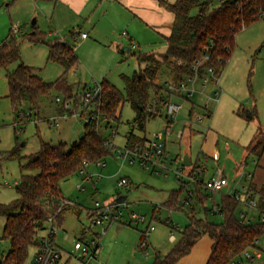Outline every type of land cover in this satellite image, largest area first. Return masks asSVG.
<instances>
[{
    "label": "rangeland",
    "instance_id": "obj_1",
    "mask_svg": "<svg viewBox=\"0 0 264 264\" xmlns=\"http://www.w3.org/2000/svg\"><path fill=\"white\" fill-rule=\"evenodd\" d=\"M9 1L0 0V39L8 34L15 23L26 26L31 33L32 20L39 16V27L47 34L57 33V36L64 37L75 47L79 62L67 73L73 96L69 97L63 90L54 88L48 95L39 96L38 107L25 101L15 108L7 96L9 86L6 71L0 69V151L16 148L23 157L0 159V203H9L18 197L21 167L28 162L26 156L40 149L42 140L53 144L60 141L70 144L83 135L90 111L89 108L84 112L82 108L84 85L94 87L107 79L124 90L122 75H132L139 69V54L151 52L158 55L167 48L166 41L152 26L136 19L111 29L110 41L97 36L89 26L75 40L70 32L71 27L54 30L50 18L41 7H36L38 15L31 16L26 0L13 1L8 6ZM127 30L132 34V39L122 35ZM57 36L50 37V40ZM133 42L137 43L135 49L122 51L124 46L131 47ZM21 55L22 61L35 67L45 81L56 80L64 71L59 63L48 59L45 43L25 40L21 45ZM17 64L13 63L11 68ZM158 82L166 86L176 80L172 72L163 67ZM187 83L192 88L194 85L192 96L170 95L169 100L182 103L181 111L172 121H167V105L163 104L161 114L148 119L144 130L138 126L132 127L136 111L128 101L120 109L119 122L108 123L103 116L95 121L100 134L109 141L110 153L102 160L104 165L87 162L83 169L60 183L63 195L73 204L66 208L61 222L58 219L54 221L56 241L63 247L58 263L65 262L70 253L68 264H83L84 258L78 255L74 243L85 231L88 238L97 236L96 233L102 235L101 252L92 264H152L157 254L164 255L174 244L170 240L172 232L178 239L180 232L190 222V205L181 209L169 208L165 204L169 193L179 189L182 181H186L185 177L176 175L175 167H182L185 173H189L196 164H205L209 174L222 167L226 174L231 175L246 167L250 171L256 169L252 161L254 154L249 146L256 139H264V18L260 17L237 33L236 46L219 77L208 74L205 80L197 78L194 84L191 80ZM156 96L151 91V104ZM57 97L61 101H56ZM65 102L70 103V108L65 106ZM91 104L97 109L96 99ZM20 111L27 115L30 113L31 119L20 118ZM239 111L243 115H239ZM54 115H61L57 126H51L48 121ZM131 129L137 136L148 138L162 133L159 140L165 143L169 154L165 171L153 172L143 167L140 161H131V158L121 155V148L125 147L127 141L126 134ZM186 154L191 158L190 165L183 163ZM122 178H126L130 184L120 185ZM187 184L192 187V184ZM122 195H126V200L119 203L123 211L119 221L93 224L89 212L96 209L95 202L104 205ZM219 195L220 192L214 194L218 200ZM192 203L197 217H208L216 222L223 220L219 213L206 214L201 203ZM207 205H213V201L208 200ZM140 216L145 219H139ZM4 221L5 217L0 215V237ZM117 224L123 227L117 230ZM152 225L155 229L147 237L149 254L146 255L139 244L144 238V231ZM209 242L210 237L205 234L187 256L201 260L209 249ZM8 246L7 240H0V255ZM258 248H264V234ZM256 249L251 248V253L255 254ZM34 252L33 245L25 264H33ZM239 261V264H264V253L255 259L242 254Z\"/></svg>",
    "mask_w": 264,
    "mask_h": 264
},
{
    "label": "trees",
    "instance_id": "obj_2",
    "mask_svg": "<svg viewBox=\"0 0 264 264\" xmlns=\"http://www.w3.org/2000/svg\"><path fill=\"white\" fill-rule=\"evenodd\" d=\"M161 4L175 14L171 33L165 37L167 48L161 54L138 55L139 69L132 75L123 74L124 90L104 79L97 96V111L108 123L120 121V109L128 101L136 111L133 126L145 129L146 122L161 114V107L170 99L165 85L158 82L163 67L168 68L176 81L193 75V65L208 55V60L199 68L206 73L212 67L219 77L236 46V35L244 27L260 18L264 13V0H160ZM25 40L45 43L48 59L59 63L64 71L56 80L45 81L36 68L24 63L21 45ZM122 51L126 49L122 48ZM18 62L11 68L13 63ZM79 56L73 45L66 41H51L40 32L24 34L10 33L0 42V69H5L8 80V97L15 108L25 101L38 107L40 95H48L54 88L73 96L67 73L77 65ZM90 88V87H89ZM84 85L82 89H89ZM154 91L161 98L156 112L150 111V93ZM167 92L165 95L164 93ZM239 115H243L240 111ZM108 125V124H107ZM126 145L144 144L146 137L137 136L131 129L126 134ZM108 139L104 138L95 121L90 118L85 124L83 135L68 144L60 141L53 144L41 141L40 149L26 156L28 162L22 165L20 182L17 184L18 197L9 203H0V215L5 217L3 234L0 240H7L9 246L0 255V264H25L31 246L38 245L40 233L47 227L48 219L55 215L60 220L68 207L62 205L63 195L60 183L82 169L84 162L104 160L110 153ZM250 152L259 161L264 155V139H256L249 146ZM23 157L16 148L0 151V159ZM252 185V184H251ZM188 184L170 194L165 202L169 208H183L190 205V222L180 232V236L164 255H156L152 264H181L194 245L207 234L212 240L211 253L206 264H234L245 250L258 247L264 234V184L255 188L258 196V217L247 223L239 217L241 203L232 195H222L219 202L215 192L194 188L192 202L203 205L208 212L223 216L220 222L208 217H197L193 203H186ZM212 198L213 205H207ZM67 199V198H66ZM216 206L220 210L214 211ZM60 208V210H58Z\"/></svg>",
    "mask_w": 264,
    "mask_h": 264
},
{
    "label": "built area",
    "instance_id": "obj_3",
    "mask_svg": "<svg viewBox=\"0 0 264 264\" xmlns=\"http://www.w3.org/2000/svg\"><path fill=\"white\" fill-rule=\"evenodd\" d=\"M261 18H264V13L260 14ZM18 31V28L14 29ZM74 39L78 40V38L82 35L79 29L74 31ZM122 35L129 36L127 31H123ZM137 47V43L133 42L131 49H135ZM208 55H205L201 60L197 61L193 65L194 74L187 76L183 80H178L176 82H169L166 84V90L169 93L181 96L190 97L194 92V85L190 87L187 83L188 80L192 81L194 84L197 78L207 79L208 74H212L214 77H218L215 73V70L210 67L207 69L206 73L200 74L199 68L208 60ZM101 92L100 84H96L94 87L86 89L83 94V104L82 108L84 112H86L89 108V115L87 117L93 121L98 120L101 116V113L97 111V109L92 107L91 102L97 98V96ZM161 100L159 96L154 98L153 104L149 106L150 111L156 112V107L158 101ZM56 101H61L60 97L56 98ZM162 102H165L167 105V118L168 122L172 121L176 118L177 114L182 109V103L178 101L168 100L166 101L164 98ZM65 106L70 108V103L65 102ZM23 119H31V114L28 115L24 111H20V118ZM171 120H170V119ZM49 124L51 126H57L60 122V116L54 115L48 119ZM168 134V132H167ZM162 136V133L158 132L153 134L151 138H147L144 144H134V145H125V147L121 148V155L123 157L131 158V161H140L143 167L146 169H151L153 172H161L167 169V159L168 152L166 151L165 143L161 142L159 139ZM101 165H104L105 162L100 160ZM87 163L86 161L84 164ZM85 167L83 165L82 169ZM206 166L205 164H196L194 168L189 172L185 173L182 167H175L174 172L179 177H185L186 181H182L183 184L190 183L192 187L188 188L187 197L185 198L186 203H190L193 201L195 190L197 187L199 189H207L211 192H221L226 186L230 185V180L228 177L222 174L221 169H218L215 175L210 178H206ZM167 174V172H165ZM252 173H247L245 175L244 181H238L234 185V189L230 192L229 195H232L236 200H238L241 204H244L249 209H254L258 213V196L255 188L251 185L252 181ZM120 185H129V181L126 178H122L119 181ZM72 202L66 198L62 200V205H69ZM96 209L92 212V220L93 224L98 223H115L118 222L119 219L123 216V211L119 208V203L114 201L104 205H101L99 201L95 202ZM60 210V208L58 209ZM220 207L216 206L214 211H219ZM240 219L244 220L247 223L256 221L254 218L250 217L247 212L240 211L239 212ZM56 217L55 215H51L47 222V227L40 233L38 237V245L37 251L33 257V264H58L59 260L62 257V251L56 241V233L57 229L55 226ZM139 219L144 220V216H140ZM260 220L264 221V213L260 214ZM52 224L50 225V223ZM155 227L148 226V228L144 231V238L140 242L139 246L142 251H145V254L148 255V246L149 242L147 237L154 230ZM97 236H93L92 238H88L85 231L81 232L79 237L75 240L74 249L77 251L78 255L84 258L83 264H92V262L98 258L101 252V244L100 239L102 237L101 234H96ZM171 239L175 238L174 233L170 235ZM255 250V254H252L250 249H247L243 252L244 256L249 259L260 258L264 253V248H258ZM239 260L234 262V264H239Z\"/></svg>",
    "mask_w": 264,
    "mask_h": 264
},
{
    "label": "crops",
    "instance_id": "obj_4",
    "mask_svg": "<svg viewBox=\"0 0 264 264\" xmlns=\"http://www.w3.org/2000/svg\"><path fill=\"white\" fill-rule=\"evenodd\" d=\"M13 1H17V0H10L7 3L8 6L9 4L11 5ZM166 1L174 2L175 0H166ZM26 4L30 7V9L28 8V12L31 14V16L33 14L38 15L39 10L36 7H41L42 10H45V13H47V16L50 18L49 22L51 26H54V30L56 31L58 30L62 31L64 29L67 30L66 28L71 27L70 32L71 35L74 36L73 34L75 29H79L81 32L82 31L86 32L87 30L86 26L87 27L89 26L92 28L93 31L96 32L97 36L102 37L105 40H109V41H110L111 29L115 28L116 26L127 25L130 23V21H132V19L139 20L145 25L152 26L162 36L163 40H165V37L171 33L173 24L175 22V14L169 9H167L165 6H163L160 0H26ZM58 15H61V17H57ZM32 25H33L32 32H36V31L40 32L48 40H50V37L52 36H57V33L47 34L45 31H43V29L39 27V16L34 17V19L32 20ZM15 28H18V31L17 30L15 31L14 30ZM11 32L21 35L24 33H28V31L26 30V26L22 27L20 24L15 23L10 27L8 34L2 39H0V42L5 38H7ZM128 34H129L128 38L132 39L133 38L132 34H130L129 31ZM51 41L68 42L64 37H59V36H57L54 40ZM124 47L126 49L129 48L128 46H124ZM252 161H253V165L256 166V169L254 171L247 170L248 167H246V169L245 168L241 169V171L238 170L237 172H235L234 175L226 174L224 168L218 167V169H221L222 174L229 178L230 185L226 186L220 192L219 200L216 199V197L214 196V199L217 202L220 201L222 195L230 194V192L234 189V185L236 182L244 181L245 175L247 173H252L253 175L251 181L253 187L259 188L264 184V155L259 161L256 159V157H253ZM218 169L212 174L206 172V178H210L213 175H215ZM171 192L169 193L168 199L170 198ZM210 199L213 200L212 198ZM240 206L241 207L239 211L241 210L245 211L250 217L254 218L255 220L257 219L258 212L256 210L249 209L244 204H241ZM65 211L62 217L60 218V222L62 219H64ZM92 212L93 211L89 212V216H92L91 215ZM122 227H123L122 224H117L116 229L120 230ZM176 238H177L176 236L174 239L170 238L172 243L176 241ZM211 246H212V240L210 239L209 249L204 254V257L202 255L201 260L196 261L192 257L185 256L180 261V263L206 264L208 257L211 253ZM59 247L61 248L63 254V247L61 246ZM36 251H37V246H35L34 254L36 253ZM69 256L70 253L68 254L67 260H65V262L63 263L61 262L60 263L68 264Z\"/></svg>",
    "mask_w": 264,
    "mask_h": 264
},
{
    "label": "water",
    "instance_id": "obj_5",
    "mask_svg": "<svg viewBox=\"0 0 264 264\" xmlns=\"http://www.w3.org/2000/svg\"><path fill=\"white\" fill-rule=\"evenodd\" d=\"M123 48L126 49L125 47H123ZM126 50H131V48L129 47ZM250 116H252L251 113H250ZM183 163H184V165H190L191 164V160H190L189 154L185 155V157L183 159ZM125 200H126V195H122V196H119L116 201L119 202V203H122Z\"/></svg>",
    "mask_w": 264,
    "mask_h": 264
}]
</instances>
